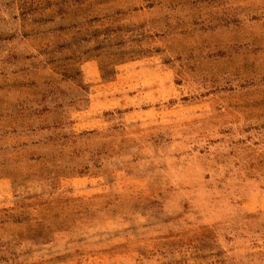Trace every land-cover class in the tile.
Listing matches in <instances>:
<instances>
[{"label": "rangeland", "instance_id": "1", "mask_svg": "<svg viewBox=\"0 0 264 264\" xmlns=\"http://www.w3.org/2000/svg\"><path fill=\"white\" fill-rule=\"evenodd\" d=\"M0 264H264V0H0Z\"/></svg>", "mask_w": 264, "mask_h": 264}]
</instances>
